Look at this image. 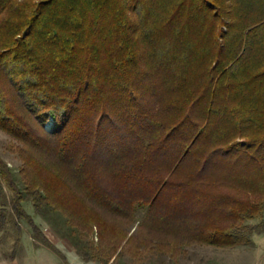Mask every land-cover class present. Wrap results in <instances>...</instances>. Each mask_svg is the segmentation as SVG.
Returning <instances> with one entry per match:
<instances>
[{"label":"trees","instance_id":"obj_1","mask_svg":"<svg viewBox=\"0 0 264 264\" xmlns=\"http://www.w3.org/2000/svg\"><path fill=\"white\" fill-rule=\"evenodd\" d=\"M0 128L26 147L24 188L0 165L15 224L53 248L24 201L66 214L86 260L249 244L264 0H0Z\"/></svg>","mask_w":264,"mask_h":264},{"label":"rangeland","instance_id":"obj_2","mask_svg":"<svg viewBox=\"0 0 264 264\" xmlns=\"http://www.w3.org/2000/svg\"><path fill=\"white\" fill-rule=\"evenodd\" d=\"M54 127L51 118L45 128L52 130ZM25 145L17 138L0 128V165H6L7 176L24 188L26 178V149ZM33 166V165H31ZM14 193L0 170V213L1 207L7 208L4 228L0 231V264H45L50 252H54L62 259L58 250L63 249L71 255L67 264H264V215L250 220L253 225V241L249 244L235 247H216L206 244L191 243L181 245L171 255L168 251L144 250L135 253L130 250L126 240L115 251L112 260L105 262L99 259H84L80 247L88 239H80V232H74L75 224L62 211L44 207L36 211L30 200L24 201L27 211L33 215L40 231L56 248L34 234L27 220H19L15 224V213L11 207ZM142 216V213L139 214ZM138 223L131 226L129 234L136 233ZM78 230V229H77ZM97 228L90 236L95 242L99 241Z\"/></svg>","mask_w":264,"mask_h":264},{"label":"crops","instance_id":"obj_3","mask_svg":"<svg viewBox=\"0 0 264 264\" xmlns=\"http://www.w3.org/2000/svg\"><path fill=\"white\" fill-rule=\"evenodd\" d=\"M59 251V250H58ZM59 253L62 256V259L58 257L57 254H55L54 252H50L49 254V259L45 264H67L68 261H71V255H76L71 253L69 254L67 251L63 250L60 248Z\"/></svg>","mask_w":264,"mask_h":264}]
</instances>
